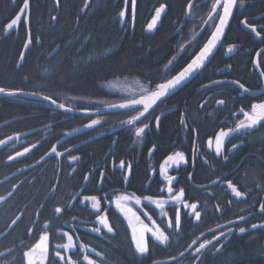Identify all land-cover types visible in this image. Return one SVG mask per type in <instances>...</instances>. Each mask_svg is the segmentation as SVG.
<instances>
[{
    "label": "flooded vegetation",
    "instance_id": "flooded-vegetation-1",
    "mask_svg": "<svg viewBox=\"0 0 264 264\" xmlns=\"http://www.w3.org/2000/svg\"><path fill=\"white\" fill-rule=\"evenodd\" d=\"M10 4L12 13L1 24L3 35L5 26L20 11L21 5L15 0ZM214 5L216 12L212 11ZM221 5L217 7L216 0H191L185 6L186 23L174 33L178 41L163 75L174 77L199 52L216 27ZM247 10L237 0L229 27L236 26L252 39L245 42L223 38L215 53L221 59L220 65L212 66L210 61L183 87L194 84L190 102L176 98L182 89L143 116V108L73 115L39 102L56 115L53 117L48 110L49 117L43 122L16 131L6 132L21 118L1 123L12 121L0 127V142L24 136L0 151L4 163L13 161L16 165L0 179V264H27L29 257L32 264H264L259 259L249 263L231 257L233 248L244 240L259 244L264 256V120L220 136L221 131L247 124L245 113L254 114L252 105L264 102V13L253 16ZM123 11L122 24L133 32V11ZM31 25L29 8L27 24L24 19L8 36L23 29L27 39ZM159 28L146 32L151 34ZM36 45L40 46L39 40ZM186 51L191 54L188 62L176 70L180 54ZM244 56L251 58L249 73L253 81L249 83L233 76V60ZM161 83L113 80L101 88L102 96L76 99L75 106L65 107L95 113L141 99ZM255 111L259 113L261 109ZM134 116L139 119L127 123ZM92 119L100 123L84 129ZM166 121H170L173 131L167 139L163 137ZM139 128L145 130L137 135ZM121 137L125 141L123 148L116 143ZM101 143V153L87 156L91 145ZM26 148L29 151L24 153ZM18 152L24 155L17 156ZM177 153L184 159L179 160ZM169 156L173 157L171 161ZM52 171V182L43 184L39 198L24 192L35 182L39 185L46 181ZM237 191L242 195L237 196ZM157 200L163 201V207L156 204ZM98 217L107 225L101 224ZM253 224L257 227L252 228ZM241 227L244 232L239 231ZM220 232L223 238L197 255L199 243L212 240ZM141 238L149 248L143 254L135 247Z\"/></svg>",
    "mask_w": 264,
    "mask_h": 264
},
{
    "label": "trees",
    "instance_id": "trees-1",
    "mask_svg": "<svg viewBox=\"0 0 264 264\" xmlns=\"http://www.w3.org/2000/svg\"><path fill=\"white\" fill-rule=\"evenodd\" d=\"M11 1L0 0V88L48 96L59 104L73 107L76 99L102 96L101 88L113 80L138 79L151 85L168 80L170 75H163V71L174 55L178 41L174 33L186 23L184 9L191 0H135L133 32L122 24L120 15L125 9L128 13L133 11V0H29L32 42L23 57L27 40L25 30L20 29L18 34L5 37L1 26L12 13ZM15 2L21 5L23 0ZM239 2L248 7L247 11L253 16L264 13V0ZM162 4L168 6L167 13L161 27L151 35L144 31L145 25L152 12ZM200 16L203 14H197ZM228 31L230 34L227 32L225 41L252 39L234 25ZM37 40L40 41L39 47ZM189 55L190 51L180 54L176 70L188 62ZM214 57L211 65L219 66L221 59ZM250 61L248 56L233 60L236 79L253 81L249 73ZM193 86V83L186 86L176 98L190 102ZM48 110L54 111L44 103L25 102L17 97L3 99L0 101V124L21 118L15 120L6 132L26 129L48 118ZM55 115L53 112V117ZM163 126V137L167 139L173 132L170 121L163 122ZM116 143L121 148L125 145L122 137ZM103 145H91L87 156L94 154L96 157L102 152ZM15 166L13 161L4 163L0 155V179ZM52 177L53 171L47 175L46 181L39 185L35 182L24 192L39 198L43 184L52 182ZM231 254L235 260L253 263L259 259L264 262L261 247L251 240H244L243 244L233 248Z\"/></svg>",
    "mask_w": 264,
    "mask_h": 264
},
{
    "label": "snow or ice",
    "instance_id": "snow-or-ice-1",
    "mask_svg": "<svg viewBox=\"0 0 264 264\" xmlns=\"http://www.w3.org/2000/svg\"><path fill=\"white\" fill-rule=\"evenodd\" d=\"M236 0H223V4L221 5L223 8V15H220V25L216 27L215 32L212 33V38L208 41V43L204 46V48L201 50L200 54L196 56L195 59H193L190 63L187 64L186 67L183 68L182 71L179 72L178 75H176L175 77L167 80L166 83H161L158 85V90L155 92H152L150 94V100L151 102L149 104H145L144 100H135L132 101L133 104H141L144 105V112H146L152 105H155L157 103V101H161V98H164L166 96V93L169 92L170 89H175L177 86H179L186 78H188L190 75L194 74L195 71L197 69H199L201 67V65L205 62L206 57L209 56L210 53H212L213 49L216 47L217 41L220 39V34L223 31V26L227 23L228 17L231 15L232 10H233V6L235 5ZM216 4L219 5L220 4V0H216ZM29 8H30V4H29V0H23V5L20 8L19 14H17L15 16L14 19H12L10 21V23L7 24V28L8 29H13L15 26H17L20 22H23L25 17L28 15L29 13ZM165 5H161L160 8L156 9V14L153 17V21L152 23H150L148 25L149 28L154 27V25L156 24V21L158 20L160 14L164 11ZM135 9V0H133V12ZM213 12H216V6L214 5L212 8ZM121 17H123L125 15V12L122 11L120 13ZM217 15H219V13H217ZM214 19V18H213ZM245 23H247L245 21ZM249 27H252L251 25H249ZM254 32L256 31L255 28L253 27L252 29ZM261 31H264V29H262ZM257 35H260L259 32L256 33ZM29 43H31V36L29 35ZM25 47H27V45H25ZM229 51H231L232 49L229 48ZM237 84H239V81L236 82ZM241 88H244V85H240ZM245 91H248V89H244ZM0 92H4V89L0 88ZM10 94H15V93H10ZM44 100H48L50 101V103H52L53 105H55L57 108L59 109H64L65 111H71V109H67L65 107L64 104H57L55 100H51L50 97L45 96L43 97ZM111 107H120V108H126L129 107L128 104H120V105H111ZM259 108L261 109V111L259 113H256V109ZM252 109H253V113L254 114H247L245 113L246 117H247V121L248 123H240L237 125L236 129H229L228 132H224L221 131L220 136H228L229 134H231L234 131H238L241 128H251L252 126L256 125L258 122H260L261 120H264V102L260 103V104H253L252 105ZM144 112L140 113V116L144 115ZM85 114H87V111L85 110ZM139 117H132L131 120L127 121V123L132 124L134 121L138 120ZM100 121L96 120V119H92L90 121V123L87 125V127L91 128L97 124H99ZM144 128H139L137 130V135H140L141 133L144 132ZM219 147V145H218ZM235 147V146H234ZM29 149H25L24 153L28 152ZM53 151L55 152V149H53ZM24 153H20L18 152L16 155L17 156H22L24 155ZM176 157L179 160H183V154L181 153H177ZM9 159H12V157H9ZM173 159L172 156L168 157V160L171 161ZM122 166H123V162H122ZM169 191H171V189H169ZM182 191H181V195H182ZM237 196L242 195V193H240L239 191L236 192ZM179 197H176V199H178ZM87 199V198H86ZM93 201H96V197H92L91 198ZM137 204H140L141 201L139 199L136 200ZM156 204H158L160 207H163V201L161 200H157ZM98 204H94L93 207H97ZM193 208H195V205L192 206ZM57 211H59V209H57ZM261 211H264V205L261 206ZM197 218H199V213H196ZM99 219V222L101 224L107 225V221L105 219ZM241 220H243V217H240ZM16 221H13V224H15ZM179 224V213H177V225ZM252 228H256L257 225L253 224L251 226ZM97 232L100 231L99 228L95 229ZM108 231L111 232L112 229L111 227H108ZM240 232H244L245 228L241 227L239 229ZM224 233L220 232V234L217 235H213L212 240H207L203 243H199V247L196 248V253L197 255L204 250L208 245H211L213 243V241H219L221 238H223ZM157 239H162V240H167V237H160L158 236ZM143 238H141V240L136 241V250L143 254L149 251V248L147 246V244L145 242H142ZM197 243V241H193V244L195 245ZM25 256H29L28 253H25ZM27 264H32V260L29 257Z\"/></svg>",
    "mask_w": 264,
    "mask_h": 264
},
{
    "label": "water",
    "instance_id": "water-1",
    "mask_svg": "<svg viewBox=\"0 0 264 264\" xmlns=\"http://www.w3.org/2000/svg\"><path fill=\"white\" fill-rule=\"evenodd\" d=\"M223 3V0H220V4H219V6L221 5ZM192 4H193V2H191L190 4H189V6H188V8H187V13H186V17L188 18V13H189V10H190V8H191V6H192ZM236 4H237V0H236V3H235V5L233 6V10H232V13H231V15L228 17V20H227V23L223 26V31H222V33L220 34V39L217 41V44H216V47L213 49V51H212V53H210L209 54V56L208 57H206V59H205V62L201 65V67L199 68V69H197L196 71H195V73L194 74H192V75H190L188 78H186L179 86H177L175 89H170L169 90V92L168 93H166V96L164 97V98H161V101L162 100H164V99H166V98H169V97H171V96H173L174 94H176L180 89H182L185 85H187L190 81H192L206 66H207V64L211 61V59L213 58V56L215 55V53L217 52V50L219 49V47L221 46V43H222V40H223V38L225 37V34H226V32H227V30H228V27H229V25H230V22H231V19H232V17H233V14H234V11H235V8H236ZM217 7H218V5H217ZM166 11H167V9H166V7L164 8V11L160 14V16H159V18H158V20L156 21V24L154 25V27H152V28H149L148 27V25L150 24V23H152V21H153V18L150 20V22L148 23V25H147V27H146V30L147 31H152V30H154V29H157V28H159L160 27V20H161V17L166 13ZM17 14H19V12L17 13ZM155 14H156V11H155ZM155 14H154V16H155ZM221 15H223V9H222V12H221ZM153 16V17H154ZM15 18V17H14ZM13 18V19H14ZM25 22H26V24H27V16L25 17ZM10 23V22H9ZM19 25V24H18ZM18 25L17 26H15L13 29H8L7 28V25L5 26V28H4V35L5 36H8V35H10L11 33H13V32H16L17 31V29H18ZM220 25V18H219V20H218V22H217V24H216V27L217 26H219ZM216 27H215V29H214V31L213 32H215V30H216ZM212 32V33H213ZM212 38V34H211V36H210V38L207 40V42L203 45V47L199 50V52L195 55V57L193 58V59H195L196 58V56L197 55H199L200 54V52H201V50L204 48V46L208 43V41L210 40ZM29 41V35L27 36V40H26V43H25V45H27V47H25V45H24V48H23V52H22V55H21V57H23V55H24V52L26 51V49L28 48V46L30 45V43L28 42ZM257 57H258V55L256 56V58H255V67H256V69L258 70V67L256 66V64H257ZM192 59V60H193ZM191 60V61H192ZM190 61V62H191ZM189 62V63H190ZM187 66V65H186ZM185 66V67H186ZM183 70V69H182ZM181 70V71H182ZM179 74V73H178ZM177 74V75H178ZM176 76V75H175ZM174 76V77H175ZM173 78V77H172ZM166 83V82H165ZM158 90V85L156 86V89L153 91V92H155V91H157ZM11 92H6V91H4V92H0V99H6V98H11V97H14V96H16V95H21L23 98H25V99H27V100H36V101H39V102H45V103H48V104H50V105H52L56 110H58V111H60V112H63V113H69V114H73V115H102V114H108V113H115V112H121V111H125V110H131V109H137V108H143L144 109V105H141V104H133L132 102H129V103H124V104H128L129 105V107H126V108H120V107H106V108H104L103 110H101V111H99V112H95V113H90V112H87V114H85V112H81V111H65L64 109H59V108H57L55 105H53L52 103H50V101H48V100H44L43 99V97H41V96H37V95H34V94H28V93H20V92H12V93H15V94H10ZM151 94V93H150ZM150 94H148V95H146L145 97H142L141 99H143L144 100V102H145V104H149L150 102H151V100H150ZM141 99H138V100H141ZM161 101H157V103H159V102H161ZM156 103V104H157ZM155 104V105H156ZM155 105H152L146 112H144V113H148L153 107H155ZM10 122H12V121H10ZM10 122H7V123H3V124H0V127H2V126H4V125H6V124H8V123H10ZM84 129H88V127H85ZM83 129V130H84ZM26 135V134H25ZM24 135H20V136H14V137H10V138H7V139H4L3 141H1L0 142V151L3 149V148H5V147H7L8 145H10V144H12L13 142H15V141H17V140H19V139H21L22 137H23ZM48 156H46V157H44L43 158V160H41V162L42 161H44L46 158H47Z\"/></svg>",
    "mask_w": 264,
    "mask_h": 264
},
{
    "label": "bare ground",
    "instance_id": "bare-ground-1",
    "mask_svg": "<svg viewBox=\"0 0 264 264\" xmlns=\"http://www.w3.org/2000/svg\"><path fill=\"white\" fill-rule=\"evenodd\" d=\"M22 5H23V3L21 4L20 8L22 7ZM133 27H134V25H133ZM146 31H147V30L145 29V32H146ZM147 32H150V31H147ZM28 47H29V46H28ZM23 48H24V47H23ZM27 49H28V48H27ZM27 49H26V50H27ZM54 52H55V51H54ZM24 53H25V52H24ZM194 57H195V56H194ZM194 57H193V58H194ZM193 58H192V59H193ZM192 59H191V60H192ZM171 78H172V77H171ZM171 78H169V79H171ZM182 89H183V88H182ZM182 89H180L179 91H181ZM179 91H178V92H179ZM6 92H9V91H6ZM178 92H177V93H178ZM11 93H12V92H11ZM16 97L19 98V100H21V101H25V102H31V101H32V102H39V101H36V100H27V99L23 98V97H22L21 95H19V94L16 95V96H14V97H11V98H16ZM102 110H103V109H102Z\"/></svg>",
    "mask_w": 264,
    "mask_h": 264
}]
</instances>
